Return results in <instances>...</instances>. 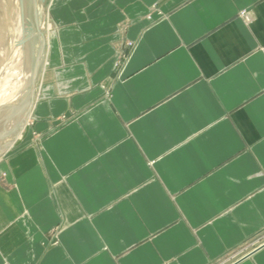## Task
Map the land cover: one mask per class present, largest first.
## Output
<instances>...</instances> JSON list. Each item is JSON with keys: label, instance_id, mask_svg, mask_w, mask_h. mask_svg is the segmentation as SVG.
<instances>
[{"label": "crops", "instance_id": "crops-1", "mask_svg": "<svg viewBox=\"0 0 264 264\" xmlns=\"http://www.w3.org/2000/svg\"><path fill=\"white\" fill-rule=\"evenodd\" d=\"M48 26L0 264H264V0H50Z\"/></svg>", "mask_w": 264, "mask_h": 264}, {"label": "rangeland", "instance_id": "rangeland-1", "mask_svg": "<svg viewBox=\"0 0 264 264\" xmlns=\"http://www.w3.org/2000/svg\"><path fill=\"white\" fill-rule=\"evenodd\" d=\"M49 2L50 0H36V3L33 0H0V88L4 89L1 94L5 97L0 101V159L14 145H10V141L21 137L18 132L30 102L32 73L39 57L33 83V103L36 98L37 81L49 30ZM31 109L32 107L26 115L25 127ZM1 183L4 184L3 173H0ZM242 251L241 249L238 253L241 254ZM239 254L233 253L228 260L229 264L238 261L241 257H237Z\"/></svg>", "mask_w": 264, "mask_h": 264}, {"label": "water", "instance_id": "water-1", "mask_svg": "<svg viewBox=\"0 0 264 264\" xmlns=\"http://www.w3.org/2000/svg\"><path fill=\"white\" fill-rule=\"evenodd\" d=\"M40 1H42V0H40ZM34 13H35V9H34ZM39 59L40 58L38 57L37 60H36L35 66H34L33 73H32V83H31L32 86H31L30 102H29V105L27 107V110H26V112L24 114V117H23V119L21 121L20 128H19L20 129L19 133H21L20 134L21 137L26 132V127L24 126V121H25L26 115H27L28 111L30 110V108L33 105V102H32L33 101V98H32L33 97V83H34V79L36 77L37 67H38V64H39ZM16 142H17V139L16 140L13 139V140L10 141V145L15 144Z\"/></svg>", "mask_w": 264, "mask_h": 264}, {"label": "snow or ice", "instance_id": "snow-or-ice-1", "mask_svg": "<svg viewBox=\"0 0 264 264\" xmlns=\"http://www.w3.org/2000/svg\"><path fill=\"white\" fill-rule=\"evenodd\" d=\"M250 34L252 35L253 38H255V34L251 33V29H249ZM226 40L228 41V43L234 47V48H239L240 44L244 42L245 37L237 34L236 36H228L226 37ZM214 48H216V50L219 52L221 49V44H214L213 45Z\"/></svg>", "mask_w": 264, "mask_h": 264}, {"label": "bare ground", "instance_id": "bare-ground-1", "mask_svg": "<svg viewBox=\"0 0 264 264\" xmlns=\"http://www.w3.org/2000/svg\"><path fill=\"white\" fill-rule=\"evenodd\" d=\"M33 1H35V3H36V0H33ZM40 36V35H39ZM41 38V37H40ZM41 41H42V38H41ZM39 42V41H38ZM37 42V43H38ZM39 45V44H38ZM40 45H41V48L43 47V42L42 43H40ZM35 53H36V51H35ZM17 79V78H16ZM2 87V86H1ZM3 88V87H2ZM4 90V89H3ZM3 90L0 88V101H1V99L3 98V94H1L2 92H3ZM2 91V92H1ZM9 94V93H8ZM5 98V97H4ZM3 98V99H4ZM28 117V116H27ZM27 119V118H26ZM25 121H27V120H25ZM19 133V132H18ZM18 136H20V135H18ZM17 138H19V137H17Z\"/></svg>", "mask_w": 264, "mask_h": 264}, {"label": "built area", "instance_id": "built-area-1", "mask_svg": "<svg viewBox=\"0 0 264 264\" xmlns=\"http://www.w3.org/2000/svg\"><path fill=\"white\" fill-rule=\"evenodd\" d=\"M127 45H129V44H127ZM260 51L264 54V46H262L261 48H260ZM120 57H118V59H119Z\"/></svg>", "mask_w": 264, "mask_h": 264}]
</instances>
